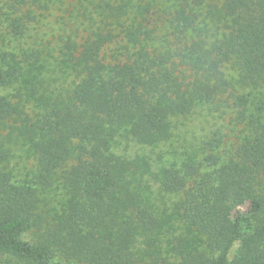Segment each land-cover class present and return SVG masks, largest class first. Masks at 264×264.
<instances>
[{
	"label": "trees",
	"instance_id": "trees-1",
	"mask_svg": "<svg viewBox=\"0 0 264 264\" xmlns=\"http://www.w3.org/2000/svg\"><path fill=\"white\" fill-rule=\"evenodd\" d=\"M64 2L0 0L6 264H264V0H100L53 45Z\"/></svg>",
	"mask_w": 264,
	"mask_h": 264
},
{
	"label": "rangeland",
	"instance_id": "rangeland-1",
	"mask_svg": "<svg viewBox=\"0 0 264 264\" xmlns=\"http://www.w3.org/2000/svg\"><path fill=\"white\" fill-rule=\"evenodd\" d=\"M100 0H66L65 4L59 5L57 4L52 12L47 14L45 21H43L40 25V35L44 37V40L51 39L53 45L57 44V39L60 40V43H63V36L66 37L67 33L73 34L72 29H76L77 25H80L81 22H85L88 25V10L94 9V4L99 3ZM115 3L127 2L130 4L136 5H146L147 8L150 7V2L152 0H108ZM164 1V0H163ZM168 1V0H167ZM172 1L169 2L171 4ZM152 7V6H151ZM142 8H144L142 6ZM152 12H147V14H151ZM77 38V37H76ZM212 126V125H211ZM192 128V126H191ZM210 128V126L208 127ZM201 130L199 131V133ZM183 137L178 142L174 143H164L156 147H145L141 149L138 145L130 142L129 140L121 141L119 150L122 152H126L130 156H136L140 154L144 157L151 166L155 169H158L161 165L170 164L171 162L185 158V152L182 154V150L186 151V153L191 152L192 144L191 140L193 139V134H188L187 132H181ZM128 143V144H127ZM14 166L17 174L21 177H27L34 166V161L32 158L28 157L25 153L24 155H19L15 161ZM154 183V180L151 179ZM156 197H158V202H162L166 200L168 203H171L176 199L173 195H165V197H161L159 195L158 184H154ZM7 257L0 256V264H6Z\"/></svg>",
	"mask_w": 264,
	"mask_h": 264
}]
</instances>
